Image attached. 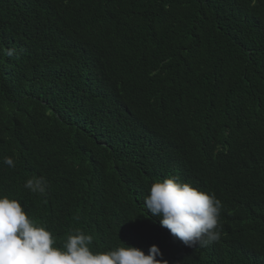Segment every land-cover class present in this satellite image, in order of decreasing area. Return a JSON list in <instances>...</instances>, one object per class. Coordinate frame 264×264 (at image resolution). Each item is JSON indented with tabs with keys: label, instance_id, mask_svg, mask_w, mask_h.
<instances>
[{
	"label": "trees",
	"instance_id": "trees-1",
	"mask_svg": "<svg viewBox=\"0 0 264 264\" xmlns=\"http://www.w3.org/2000/svg\"><path fill=\"white\" fill-rule=\"evenodd\" d=\"M168 174L220 196L218 240L159 234ZM0 196L58 243L124 226L167 264H264V0H0Z\"/></svg>",
	"mask_w": 264,
	"mask_h": 264
},
{
	"label": "clouds",
	"instance_id": "clouds-1",
	"mask_svg": "<svg viewBox=\"0 0 264 264\" xmlns=\"http://www.w3.org/2000/svg\"><path fill=\"white\" fill-rule=\"evenodd\" d=\"M3 163L15 166L11 157ZM166 177L152 182L144 197V208L153 215L159 234L167 242L188 247L218 240L220 196L199 186L195 178ZM24 187L42 194L46 184L42 178H30ZM40 219L42 223L18 200L0 196V264H167L158 259L162 253L156 244L133 243L124 226L109 248L100 249L98 239L72 228L63 232L66 236L58 243L55 218L43 211Z\"/></svg>",
	"mask_w": 264,
	"mask_h": 264
}]
</instances>
